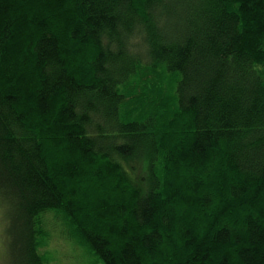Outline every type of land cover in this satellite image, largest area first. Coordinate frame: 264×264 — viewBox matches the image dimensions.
<instances>
[{"label":"trees","instance_id":"1","mask_svg":"<svg viewBox=\"0 0 264 264\" xmlns=\"http://www.w3.org/2000/svg\"><path fill=\"white\" fill-rule=\"evenodd\" d=\"M0 212L5 264H264V0H0Z\"/></svg>","mask_w":264,"mask_h":264},{"label":"rangeland","instance_id":"2","mask_svg":"<svg viewBox=\"0 0 264 264\" xmlns=\"http://www.w3.org/2000/svg\"><path fill=\"white\" fill-rule=\"evenodd\" d=\"M6 229L0 214V264H5L8 254L5 245ZM40 252L45 254L48 264H102V259L90 246H82L67 235L55 231L40 246Z\"/></svg>","mask_w":264,"mask_h":264}]
</instances>
